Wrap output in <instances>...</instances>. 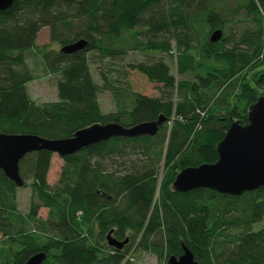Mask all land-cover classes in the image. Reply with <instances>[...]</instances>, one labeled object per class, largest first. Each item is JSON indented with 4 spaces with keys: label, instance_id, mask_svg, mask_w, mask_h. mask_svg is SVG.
Returning a JSON list of instances; mask_svg holds the SVG:
<instances>
[{
    "label": "trees",
    "instance_id": "trees-1",
    "mask_svg": "<svg viewBox=\"0 0 264 264\" xmlns=\"http://www.w3.org/2000/svg\"><path fill=\"white\" fill-rule=\"evenodd\" d=\"M241 16L246 24L234 31ZM43 28L57 48L37 45ZM216 29L221 37L211 41ZM81 39L83 48L61 51ZM130 52L161 56L129 60ZM34 56L55 77L56 100L31 97ZM165 57L175 58L178 78ZM128 69L158 84V95L132 89ZM105 91L108 112L98 98ZM260 95L264 0H15L0 10V133L62 139L93 123L164 121L153 135L114 136L61 157L54 184V153L25 154V212L0 169V264L38 252L42 264H135L130 257L141 252L168 264L183 246L199 264H264V186L240 194L172 188L180 170L218 159L217 143L233 121L248 122ZM110 231L128 242L108 245Z\"/></svg>",
    "mask_w": 264,
    "mask_h": 264
},
{
    "label": "water",
    "instance_id": "water-1",
    "mask_svg": "<svg viewBox=\"0 0 264 264\" xmlns=\"http://www.w3.org/2000/svg\"><path fill=\"white\" fill-rule=\"evenodd\" d=\"M15 0H0V10L10 7ZM221 37V30L216 29L210 36L211 41ZM85 40L65 45L61 51L71 53L83 48ZM248 122L241 124L233 121L223 138L217 143L218 159L213 163H202L180 170L172 183L175 191L186 192L198 187H205L227 194H240L264 186V95H260L251 105ZM164 117L144 121L132 126L115 122L93 123L77 130L71 137L49 139L29 133H0V169L18 187L23 185L19 175V161L27 153L48 150L60 157L75 153L81 148L107 140L114 136L136 137L153 135L163 123ZM107 244L120 249L128 242L106 235ZM45 254L38 252L29 257L24 264H42ZM168 264H199L193 253L183 246V253L169 256Z\"/></svg>",
    "mask_w": 264,
    "mask_h": 264
},
{
    "label": "rangeland",
    "instance_id": "rangeland-1",
    "mask_svg": "<svg viewBox=\"0 0 264 264\" xmlns=\"http://www.w3.org/2000/svg\"><path fill=\"white\" fill-rule=\"evenodd\" d=\"M240 20V21H239ZM237 23L232 24V29L234 31H240L246 24L245 18L242 20V16L239 17ZM37 45L43 46L47 45L49 48H57L58 45L55 43H49V36H48V28H43L37 38ZM173 54H175V48L173 49ZM147 55L153 56H161L158 53H138V52H130L128 59H137V60H144ZM167 62L170 65L171 72L178 78V73L176 70L175 58L170 59L165 57ZM28 61L31 65L32 71L36 75V79L28 83V90L33 98V100L37 102H47L53 101L57 99V92L55 87V77L53 75H47L43 72L42 63L40 57H29ZM95 80L99 81L97 75H94ZM128 79L132 89L136 92L147 96H156L158 95V87L159 85L153 82H150L143 74L139 73L136 70L128 69ZM99 102L101 108L104 112H108L114 110V103L112 97L109 92L105 91L99 95ZM62 159L56 153L53 154L51 159V165L47 174V181L49 184H54L58 177L61 170ZM162 173L159 174V179L161 178ZM157 195V194H156ZM17 200L19 209L22 212L28 210L30 200H31V189L30 187H19L17 189ZM47 214V208L42 207L39 210V215L45 217ZM133 259H132V258ZM130 259L135 264H162V260H158L156 255L151 252H141L138 254H132Z\"/></svg>",
    "mask_w": 264,
    "mask_h": 264
}]
</instances>
